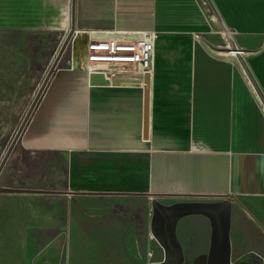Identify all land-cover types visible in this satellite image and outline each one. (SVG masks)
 Returning a JSON list of instances; mask_svg holds the SVG:
<instances>
[{
    "label": "crops",
    "instance_id": "1",
    "mask_svg": "<svg viewBox=\"0 0 264 264\" xmlns=\"http://www.w3.org/2000/svg\"><path fill=\"white\" fill-rule=\"evenodd\" d=\"M208 1L244 58L211 55L200 0H77L76 38L154 29L152 69L59 57L0 173V264H264V0ZM0 52L8 120L30 55Z\"/></svg>",
    "mask_w": 264,
    "mask_h": 264
},
{
    "label": "rangeland",
    "instance_id": "2",
    "mask_svg": "<svg viewBox=\"0 0 264 264\" xmlns=\"http://www.w3.org/2000/svg\"><path fill=\"white\" fill-rule=\"evenodd\" d=\"M205 1L207 6H210L208 0ZM92 2L93 0H82L81 5L84 3L87 14L93 8ZM207 6L203 4L204 12L212 26H216L215 9ZM76 7H78L77 0H75V15ZM92 18L93 15L89 16V20ZM71 25L72 0H0V49L12 51L15 48L30 55V63H27L30 65L27 74L29 76L25 77L23 82V86H27V96H21L20 104L14 106L10 104V108L19 106V109L14 110L15 112L8 109L6 113H12L8 120L0 119V163L50 70L52 60L61 48ZM214 37V42H222L220 35L214 34ZM80 38L75 37L77 46ZM73 39L74 35L66 49V53L71 56L76 46V44L74 46ZM117 70L120 71V69ZM2 108L1 106L0 115H3L2 112L5 111Z\"/></svg>",
    "mask_w": 264,
    "mask_h": 264
},
{
    "label": "built area",
    "instance_id": "3",
    "mask_svg": "<svg viewBox=\"0 0 264 264\" xmlns=\"http://www.w3.org/2000/svg\"><path fill=\"white\" fill-rule=\"evenodd\" d=\"M202 3L207 6L205 0ZM215 25L210 24V33L220 35L222 42L216 44V50L210 52L211 55L217 58H244L246 51L238 45L234 32L220 15H217ZM83 34L85 37L78 46L74 43L73 59L87 71L90 78L102 75L109 78L110 84H145L153 64L154 29L88 31ZM195 37L201 43V34L195 33Z\"/></svg>",
    "mask_w": 264,
    "mask_h": 264
},
{
    "label": "water",
    "instance_id": "4",
    "mask_svg": "<svg viewBox=\"0 0 264 264\" xmlns=\"http://www.w3.org/2000/svg\"><path fill=\"white\" fill-rule=\"evenodd\" d=\"M74 17H75V0H72V25H71V28H70V30H69V32H68V34H67V36H66V38H65V40H64V42L62 44V46H61V48L59 49V52L57 54V57H56L54 63L52 64V66H51L50 70L48 71L45 79L43 80L40 88L38 89V91H37L32 103H31V105L29 107L28 113L26 114L23 122L21 123L19 129L17 130L12 142L10 143V145H9V147H8V149H7L5 155H4V157H3V159H2V161L0 163V173H1L2 169H3L4 164L6 163L7 159L9 158L13 148L15 147L17 141L21 137V135L23 133V130H24V128H25V126H26V124H27V122L29 120L30 115L32 114V112L36 108L41 96L43 95V93H44V91H45V89L47 87V84H48V82H49V80L51 78V75L54 73V70L56 68V65H57L59 57L66 51L67 47L70 44L71 37L73 35H74L73 43H75L76 31H78V30L75 27ZM81 36L82 37L79 39V41H82V39H84L85 34L82 33ZM95 77H99V76L94 75V77H92V80ZM157 203L161 205V203L159 201H157Z\"/></svg>",
    "mask_w": 264,
    "mask_h": 264
},
{
    "label": "bare ground",
    "instance_id": "5",
    "mask_svg": "<svg viewBox=\"0 0 264 264\" xmlns=\"http://www.w3.org/2000/svg\"><path fill=\"white\" fill-rule=\"evenodd\" d=\"M68 25H69V23H68ZM76 36H77V34H76ZM109 79V78H108ZM109 82H110V80H109Z\"/></svg>",
    "mask_w": 264,
    "mask_h": 264
}]
</instances>
